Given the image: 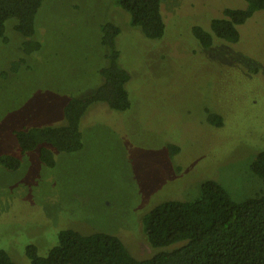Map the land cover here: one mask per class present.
Masks as SVG:
<instances>
[{
  "label": "rangeland",
  "instance_id": "obj_1",
  "mask_svg": "<svg viewBox=\"0 0 264 264\" xmlns=\"http://www.w3.org/2000/svg\"><path fill=\"white\" fill-rule=\"evenodd\" d=\"M244 8L243 0H160L164 35L148 40L116 0H43L33 38L41 48L25 57L26 38L6 21L0 73L21 57L25 63L0 74V154L20 159L15 171L0 168V250L30 264L27 246L45 256L70 229L115 236L146 259L173 248H150L142 231V217L161 202L190 201L206 180L235 202L264 193V180L250 170L264 151V12L246 22L234 45L203 49L190 33L225 9ZM106 22L120 29L115 43L130 74V107L93 104L80 121L82 149H51L53 167L37 149L20 154L15 130L61 125L68 99L100 84ZM213 113L221 126L209 123Z\"/></svg>",
  "mask_w": 264,
  "mask_h": 264
},
{
  "label": "trees",
  "instance_id": "obj_2",
  "mask_svg": "<svg viewBox=\"0 0 264 264\" xmlns=\"http://www.w3.org/2000/svg\"><path fill=\"white\" fill-rule=\"evenodd\" d=\"M244 9H225L221 17L190 28L192 38L203 49L215 43L234 45L240 42L241 30L257 13L264 12V0H243ZM43 0H0V40L7 43L4 25L14 20L13 30L26 38L19 49L22 55L38 51L41 44L33 39L35 18ZM116 5L130 17V26L138 28L148 40H159L165 24L160 13V0H116ZM241 28V29H240ZM120 29L112 22L100 26V43L105 49L104 65L98 69L100 84L86 95L70 97L63 106V123L57 126L30 127L13 132L20 154L38 150L40 161L53 167L51 149L74 153L82 149L80 121L96 103L113 111L130 107V74L119 64L120 51L115 39ZM21 57L11 62L4 78L25 63ZM213 126L222 125V117L209 114ZM172 154L178 152L171 147ZM19 157L0 154V168L15 171ZM251 172L264 180V151L255 155ZM142 231L150 248H164L146 259L133 257L119 238L93 233L82 235L70 229L57 234V243L39 256L34 246L25 255L30 264H264V193L235 202L224 187L213 180L202 182L199 194L190 201L166 200L142 217ZM175 246V247H174ZM0 264H17L0 250Z\"/></svg>",
  "mask_w": 264,
  "mask_h": 264
}]
</instances>
